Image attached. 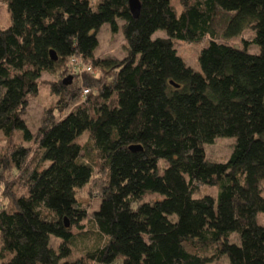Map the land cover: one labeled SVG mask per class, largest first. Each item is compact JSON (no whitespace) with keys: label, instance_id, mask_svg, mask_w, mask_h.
<instances>
[{"label":"trees","instance_id":"trees-1","mask_svg":"<svg viewBox=\"0 0 264 264\" xmlns=\"http://www.w3.org/2000/svg\"><path fill=\"white\" fill-rule=\"evenodd\" d=\"M1 3L11 24L0 27V133L23 141L0 156L3 264H264V0H140L138 17L129 0ZM106 23L123 32L124 59L96 56ZM247 28L255 35L243 47L221 41ZM159 30L167 36L153 38ZM175 40L207 41L200 71ZM72 58L96 73L77 71ZM44 73L64 78L34 133L20 121ZM80 81L91 90L83 102ZM86 133L100 166L83 159ZM219 137L236 138L225 162L206 153ZM97 174L100 206L90 215L81 182ZM202 185L217 196L195 197ZM86 221L100 242L73 257Z\"/></svg>","mask_w":264,"mask_h":264},{"label":"rangeland","instance_id":"rangeland-1","mask_svg":"<svg viewBox=\"0 0 264 264\" xmlns=\"http://www.w3.org/2000/svg\"><path fill=\"white\" fill-rule=\"evenodd\" d=\"M100 0H92L94 5H97ZM172 3L180 8V0H172ZM119 24L122 25L124 20L119 19ZM11 24V15L9 9L5 3L0 4V27L5 28ZM220 26V24H218ZM221 31V28H218ZM255 35V32L247 28L242 35L226 39L224 36H221V41L236 47H243L244 41L243 39H250ZM167 34L164 30H159L155 33L153 38L157 37H166ZM100 45L96 49V56L100 58H114V59H124L127 56V41L123 35V32L120 30L118 33H113L111 30V26L109 23H106L102 26L98 34ZM207 41L201 43L188 42L183 40H175V46L180 54V56L185 60L188 66L192 67L196 71H200V65L198 61V57L201 49L206 45ZM257 47L250 46V52L257 53ZM95 74V73H93ZM92 74V75H93ZM64 77L60 73L50 74L44 73L41 79L40 91L39 94L35 97H30L28 107L23 114L22 127H28L32 132L36 133L38 128L41 125L42 117L44 116L47 109L51 106H54L59 97L53 93L51 85L54 82H58ZM81 80V78H80ZM81 87H85L82 81L79 82ZM86 100V97L82 96V91L79 93L78 102H83ZM80 143L84 147L83 159L88 160L90 162L94 161L97 164L101 165V162L98 160L97 151L95 149V144L93 140L90 138L89 134H83L80 139ZM16 143L21 145L23 143L19 134L14 136L12 143ZM12 143L8 142V139L0 133V156L11 147ZM236 143V138L233 137H219L215 140L213 144H208L206 146L207 157L211 161L225 162L229 159L230 155L233 152L234 145ZM30 148L35 147L33 143L27 144ZM99 165V166H100ZM97 178L92 182L87 184V181H82L81 183L84 185L80 192V199L85 203L88 212L90 215L93 214L94 211L99 209L100 206V198H99V189H100V175H96ZM261 187L264 191V181L261 182ZM218 187L206 186L202 185L200 190L194 195L195 197H199L204 194H211L216 197L218 194ZM157 198L156 194H148L145 197V200L150 201ZM4 199L0 195V206H3ZM201 221L203 228L211 229L215 227V222L206 217L201 216ZM91 221L85 222V231H88L86 234L79 235L74 243V254L73 257L81 256L87 249H90L97 244H99L100 240L98 238V234L95 233L96 228L92 224ZM258 223L264 224V212L258 214ZM233 241L239 243V238L235 234L232 236ZM52 246L57 248L60 240L56 237H52ZM2 245H1V237H0V264H3V258L1 256ZM212 264H228V259L224 256L219 260L215 261Z\"/></svg>","mask_w":264,"mask_h":264},{"label":"water","instance_id":"water-1","mask_svg":"<svg viewBox=\"0 0 264 264\" xmlns=\"http://www.w3.org/2000/svg\"><path fill=\"white\" fill-rule=\"evenodd\" d=\"M129 5H130V9H131L133 15L135 17H138L139 14H140V10H141L140 0H129ZM51 55H52V58L54 60H57V56H56V53L54 51L51 52ZM72 79H73L72 76H70L68 78H65L64 79V83L65 84H70L72 82ZM176 86L178 87V85H176ZM131 149L133 151H141L142 150V147L133 145V146H131ZM66 225L69 226L68 221H66Z\"/></svg>","mask_w":264,"mask_h":264},{"label":"built area","instance_id":"built-area-1","mask_svg":"<svg viewBox=\"0 0 264 264\" xmlns=\"http://www.w3.org/2000/svg\"><path fill=\"white\" fill-rule=\"evenodd\" d=\"M74 68L79 71V72H83V71H88L91 73H96V70L89 64L84 63L83 61H81L80 58H72L71 60ZM91 92L90 88H84L82 90V96L86 97L87 95H89Z\"/></svg>","mask_w":264,"mask_h":264}]
</instances>
